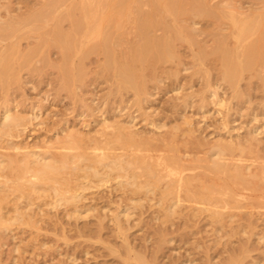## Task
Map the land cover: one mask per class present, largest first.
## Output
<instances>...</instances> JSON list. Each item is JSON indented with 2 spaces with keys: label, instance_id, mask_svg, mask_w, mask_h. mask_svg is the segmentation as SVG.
I'll use <instances>...</instances> for the list:
<instances>
[{
  "label": "bare ground",
  "instance_id": "obj_1",
  "mask_svg": "<svg viewBox=\"0 0 264 264\" xmlns=\"http://www.w3.org/2000/svg\"><path fill=\"white\" fill-rule=\"evenodd\" d=\"M1 1L0 92L4 114L0 118V140L11 141L3 146L8 152H0V247L5 244L4 237L9 239L7 231H11L14 224L43 229H39L40 221L35 218L38 214H30L35 200L51 197L53 202L48 205L54 208L77 205L83 196L78 193L82 188L80 178L87 181L90 177H98L104 182L100 184H105L115 177L113 180L120 179L117 186L132 187L133 195L142 192L152 195L159 190L160 203H167L166 219L182 214L184 209H178L184 207L189 212L185 215L188 219L207 214L213 221L221 223L226 216L235 218V210L244 209L247 204H243L246 202H242L243 199L264 201V160L262 156L254 159L257 165L253 169V164H247L244 159L245 155L253 154L254 157L256 153L252 132L251 137L244 138L245 142L219 140L210 147L208 156L188 164L173 139L175 134H171L172 140L161 148L157 142L164 143L169 139L158 137L157 133L156 137H152L154 133L150 135L152 138L144 137L130 125L133 117L132 122H122L114 116L116 119L113 120H98V129H93L95 135L94 132L84 135L75 128L62 137L50 139L42 151H36L12 139L20 137L27 125L38 120L40 115L33 110L31 114L12 113L9 104L14 84L20 86L22 83V72H35L44 67L56 69L60 86L72 95L74 92L77 98L76 88L90 78L89 62L94 56L98 57L95 69L111 76L109 81L116 86L113 91L130 92L138 99L149 92L148 83L159 65L180 58L177 44L184 42L190 47L197 46L195 58L200 65L217 60L222 80L235 97H241L243 91L239 84L244 80V74L255 72L258 66L262 70L256 73H264V0H260L256 8L247 10L232 6L228 1L212 4L213 0H19L17 7H13L10 0L7 4ZM196 18L209 19L217 26L211 48L202 45L199 39L202 31L198 32L194 27ZM226 19L232 22V31L221 28ZM31 39L36 42L31 43ZM24 40L29 41L26 47L22 44ZM52 48L58 50V63L50 56ZM210 56L215 59L209 60ZM37 63L41 64L37 67ZM93 71L97 74L99 70ZM212 95L217 96L216 89ZM188 132L194 134L192 128ZM196 143L200 146L202 142ZM158 147L161 150L158 151ZM249 158L250 161L252 158ZM131 201L137 206L142 203L140 198ZM124 209L114 213L111 219L115 232L124 236L123 253L127 259L123 263L169 264L162 263L163 260L157 262L158 254L171 241L163 235L164 229L160 231L162 234L158 233L161 236L153 249L149 250L151 262L145 253H138L140 246L136 248V244L128 241L130 227L126 223L131 215L127 207ZM79 210L77 207L74 212L78 217ZM98 225L103 226L102 219ZM54 227L56 230L53 231L60 230ZM64 233L67 235L66 230ZM240 258H232V263L239 264Z\"/></svg>",
  "mask_w": 264,
  "mask_h": 264
},
{
  "label": "rangeland",
  "instance_id": "obj_2",
  "mask_svg": "<svg viewBox=\"0 0 264 264\" xmlns=\"http://www.w3.org/2000/svg\"><path fill=\"white\" fill-rule=\"evenodd\" d=\"M18 1L1 2H9L17 7ZM227 1L232 6L243 7L244 10L249 7L256 8L260 3V0H213L211 3L226 4ZM194 22L198 32L202 31L199 38L202 45L209 48L214 46V34L217 32L214 22L202 18H196ZM194 22L189 20V23ZM221 28L232 31V22L229 19L222 21ZM29 41L36 42L32 39ZM29 41H22L23 46L26 47ZM177 47L180 58L159 65L155 76L148 83L149 92L138 99L130 92L121 94L113 91L116 86H112V81H109L111 76L95 69L97 56L92 58L95 62H89L93 74L91 73L86 84H79L76 88L77 98L74 97V92L72 95L60 86L56 69L44 67L35 72L24 70L22 83L20 86L14 84L10 92V109L12 113L16 111L24 114H31L33 110L40 118L28 124L20 137L12 140L29 146L32 150L42 151L47 141L62 137L75 128L84 135L89 132H94L95 135L93 129H98V120H113L118 117L122 122H132L134 118L130 125L134 126L135 132L144 134L147 138L159 134L158 137L169 139L164 143L157 142V146L161 144V148H165V143L172 140V137L169 138L171 134H175L173 139L180 155L187 159L186 163L192 164L197 163L198 158H204L206 154L208 156L210 147L219 140L239 139L245 142L244 138L251 137L252 132L258 152L255 146L254 157L253 154H247L244 159L247 164H253L254 169L257 157L262 156L264 160V73H256L262 68L258 66L255 72L244 74V80L239 84L243 92H240L241 97H235L219 75L220 63L217 60L200 65L195 58L197 46L190 47L184 42L177 44ZM57 52L55 48L50 50V56L56 63L60 60ZM209 58L215 59L211 56ZM40 64L37 63V67ZM93 70L98 71L97 74ZM208 83L213 86L211 89ZM214 89L217 96L212 95ZM220 102L222 103L219 104ZM2 103L0 92V118L4 114L1 112L4 105ZM189 128L193 129L194 134H189ZM152 133L155 135L151 137ZM3 140H0L1 147H6L8 140L11 141L7 138ZM196 142L202 143L199 146ZM5 147L0 152H8ZM249 157L253 158L249 161ZM114 178H110V182L105 184H100L104 182L98 177H90L87 181L80 178L82 188L78 193L83 196L77 205L66 204L54 208L53 205H48L53 202L51 197L35 200L31 206H34L33 209L29 211L31 210L30 214L35 212L39 215L32 214L41 223L39 229H43L14 224L11 229L13 233L7 231L9 239L4 235L5 244L0 247V264H131L133 261L123 263L127 259L123 253L124 236L115 232L111 220L114 213L126 207L131 215L130 224L126 223L130 227L127 232L130 237L128 241H132L134 246L136 244V248L140 246L137 248L138 253H145L150 261L153 259L149 250L153 249L162 234L160 231L164 229L163 235L171 239L172 243L170 241L165 244L158 254L160 257L157 262L161 263L163 260L162 263L169 264H233V259L241 257L242 262L239 264H264V208H259L264 205V201L249 202L243 199L242 202L246 201L243 204H247L245 207L242 204L244 209L235 210V218L229 219L226 216L221 223L213 221L207 214L188 219L185 215L189 212L184 207L178 209H184L182 214L177 213L166 219L167 203H160L159 190L152 195H147L146 192H142L143 195H133L132 187H119L117 184L120 179L113 180ZM132 198L142 199L141 205H134ZM77 207L78 210L80 208L79 217L74 213ZM41 216L43 220H40ZM100 219L103 220L102 227L98 225ZM54 225L60 230L53 231L56 230ZM62 226L65 228L61 230ZM65 230L67 235H64ZM100 237L102 240L105 238L104 242ZM144 245L146 246L143 247ZM118 246L119 249L122 246L121 251L124 247L122 252Z\"/></svg>",
  "mask_w": 264,
  "mask_h": 264
}]
</instances>
